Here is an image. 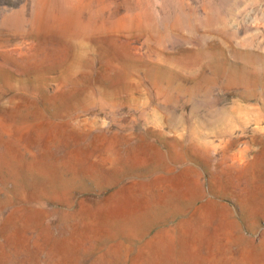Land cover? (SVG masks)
Returning a JSON list of instances; mask_svg holds the SVG:
<instances>
[{
	"label": "rangeland",
	"instance_id": "1",
	"mask_svg": "<svg viewBox=\"0 0 264 264\" xmlns=\"http://www.w3.org/2000/svg\"><path fill=\"white\" fill-rule=\"evenodd\" d=\"M0 264H264V0H0Z\"/></svg>",
	"mask_w": 264,
	"mask_h": 264
}]
</instances>
